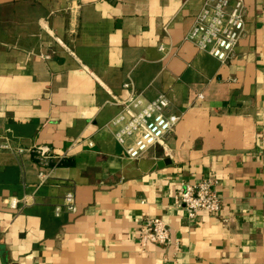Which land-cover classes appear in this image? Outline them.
Masks as SVG:
<instances>
[{"label":"crops","instance_id":"0c3cea01","mask_svg":"<svg viewBox=\"0 0 264 264\" xmlns=\"http://www.w3.org/2000/svg\"><path fill=\"white\" fill-rule=\"evenodd\" d=\"M204 1L0 0V264H264V0L223 64L186 39ZM132 94L182 115L136 160ZM206 175L226 224L172 202ZM146 217L170 244L141 246Z\"/></svg>","mask_w":264,"mask_h":264},{"label":"built area","instance_id":"2783aa9c","mask_svg":"<svg viewBox=\"0 0 264 264\" xmlns=\"http://www.w3.org/2000/svg\"><path fill=\"white\" fill-rule=\"evenodd\" d=\"M244 15L245 0H205L186 39L223 64L233 56L234 48L243 36ZM181 116L171 111L169 101L163 94L147 101L132 94L120 103V110L111 120V125L117 127L114 137L119 144H123L128 137L134 138L125 149V154L136 160L152 146H163ZM33 149L42 161L50 159L48 147L36 146ZM39 176L42 180L47 177L44 173ZM216 186V179L206 175L197 182L184 184L174 194L172 202L182 208L189 219L206 212L219 216L221 222L226 224L229 216L222 215L223 202ZM62 206L69 212L75 211L72 193L64 195ZM60 209L59 206L55 207V212L58 213ZM141 229L139 242L142 247L146 243L166 246L171 242L168 224L159 218L146 217Z\"/></svg>","mask_w":264,"mask_h":264}]
</instances>
